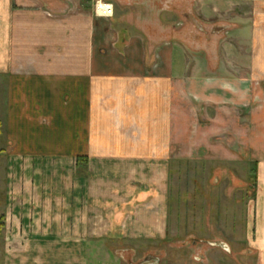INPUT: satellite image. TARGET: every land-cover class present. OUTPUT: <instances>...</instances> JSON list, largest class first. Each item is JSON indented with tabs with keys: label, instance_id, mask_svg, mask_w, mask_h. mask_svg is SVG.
<instances>
[{
	"label": "crops",
	"instance_id": "1",
	"mask_svg": "<svg viewBox=\"0 0 264 264\" xmlns=\"http://www.w3.org/2000/svg\"><path fill=\"white\" fill-rule=\"evenodd\" d=\"M136 2L194 30L144 35L121 18ZM0 113L4 264H53V244L116 228L163 236L169 162L196 153L256 162L247 227L264 264V0H0Z\"/></svg>",
	"mask_w": 264,
	"mask_h": 264
},
{
	"label": "rangeland",
	"instance_id": "2",
	"mask_svg": "<svg viewBox=\"0 0 264 264\" xmlns=\"http://www.w3.org/2000/svg\"><path fill=\"white\" fill-rule=\"evenodd\" d=\"M150 7L143 2L131 3L125 8V17L121 18L151 36H159L157 24L165 21L170 28L169 35L176 41L181 31L188 27L194 30L187 18L170 16L162 20L150 15ZM154 8L160 9L161 5L155 2ZM126 14L129 15L126 17ZM112 18L120 19L115 13ZM207 20L203 19L202 23ZM202 34L207 37L211 33L202 28ZM190 36L192 42V33ZM188 52L194 55L193 46ZM2 118L0 113V217L3 218L0 264H4L6 245L2 186L8 167L3 150L6 129ZM192 157L195 158L169 162L166 178L169 203L163 236H138L133 240L116 228L115 235L108 238H92L83 244H53V264H258L257 251L250 241L252 225L247 227V213L250 212L251 220L257 197L256 162L202 159L199 153ZM161 182V175L137 180L138 185L153 183L159 189ZM155 209L160 212V207ZM75 231L80 232L76 228ZM72 246L73 253L69 252ZM9 264H14L12 258Z\"/></svg>",
	"mask_w": 264,
	"mask_h": 264
},
{
	"label": "built area",
	"instance_id": "3",
	"mask_svg": "<svg viewBox=\"0 0 264 264\" xmlns=\"http://www.w3.org/2000/svg\"><path fill=\"white\" fill-rule=\"evenodd\" d=\"M93 13L99 18H112L114 10L112 5L105 3L103 1H97L94 4Z\"/></svg>",
	"mask_w": 264,
	"mask_h": 264
},
{
	"label": "trees",
	"instance_id": "4",
	"mask_svg": "<svg viewBox=\"0 0 264 264\" xmlns=\"http://www.w3.org/2000/svg\"><path fill=\"white\" fill-rule=\"evenodd\" d=\"M2 221H3V218L0 217V227H1Z\"/></svg>",
	"mask_w": 264,
	"mask_h": 264
}]
</instances>
